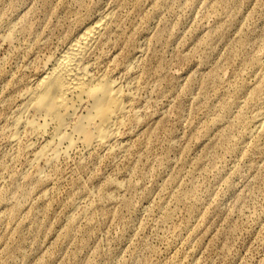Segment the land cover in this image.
<instances>
[{
	"label": "rangeland",
	"instance_id": "374dc122",
	"mask_svg": "<svg viewBox=\"0 0 264 264\" xmlns=\"http://www.w3.org/2000/svg\"><path fill=\"white\" fill-rule=\"evenodd\" d=\"M105 15L115 149L35 166L53 128L13 137L23 95ZM262 88L264 0H0V264H264Z\"/></svg>",
	"mask_w": 264,
	"mask_h": 264
},
{
	"label": "bare ground",
	"instance_id": "6f19581e",
	"mask_svg": "<svg viewBox=\"0 0 264 264\" xmlns=\"http://www.w3.org/2000/svg\"><path fill=\"white\" fill-rule=\"evenodd\" d=\"M107 20V15L101 16L83 28L23 95L12 121L13 137L21 128L36 135L45 133L49 126L53 128L51 139L34 155L35 166L41 160H56L60 144L73 146L75 137L88 149L98 146L109 153L115 149L118 129L128 114V94L116 82L93 75L87 58ZM255 126L264 140V90Z\"/></svg>",
	"mask_w": 264,
	"mask_h": 264
}]
</instances>
